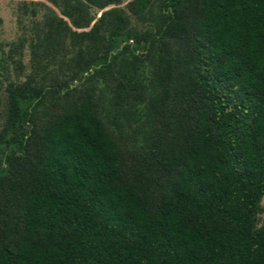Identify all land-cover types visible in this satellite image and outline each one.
<instances>
[{
    "label": "trees",
    "instance_id": "trees-1",
    "mask_svg": "<svg viewBox=\"0 0 264 264\" xmlns=\"http://www.w3.org/2000/svg\"><path fill=\"white\" fill-rule=\"evenodd\" d=\"M48 1L31 60L62 75L5 87L0 264H264V0Z\"/></svg>",
    "mask_w": 264,
    "mask_h": 264
},
{
    "label": "rangeland",
    "instance_id": "rangeland-1",
    "mask_svg": "<svg viewBox=\"0 0 264 264\" xmlns=\"http://www.w3.org/2000/svg\"><path fill=\"white\" fill-rule=\"evenodd\" d=\"M129 0H121L120 3L111 6H118L125 10ZM107 7V8H108ZM60 16V8L48 0H0V125L3 112V101L6 96L5 87L9 82L22 83L29 76L40 78L43 73L51 76L61 72L58 62H50L45 69L34 74V67L31 60V42L36 31H39L44 19L51 13ZM91 15L95 18L101 13L100 9L90 7ZM130 25L137 29L148 27L146 22L139 21L130 14ZM69 52L68 55H70ZM151 66L144 61L139 64L137 78L146 85L148 93L150 86ZM84 89L93 90L95 95L101 98L100 114L103 119L111 124L113 107L110 104L111 92L107 84L100 78L92 79L83 83ZM133 126L125 129V135L130 142L139 147L145 142V108L143 104L137 106L133 118ZM264 224V195L260 201V211L256 215L255 227Z\"/></svg>",
    "mask_w": 264,
    "mask_h": 264
}]
</instances>
